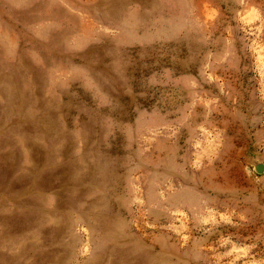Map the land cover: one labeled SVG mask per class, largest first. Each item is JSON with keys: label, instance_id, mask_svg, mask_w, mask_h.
Returning a JSON list of instances; mask_svg holds the SVG:
<instances>
[{"label": "rangeland", "instance_id": "1", "mask_svg": "<svg viewBox=\"0 0 264 264\" xmlns=\"http://www.w3.org/2000/svg\"><path fill=\"white\" fill-rule=\"evenodd\" d=\"M264 0H0V264H264Z\"/></svg>", "mask_w": 264, "mask_h": 264}, {"label": "water", "instance_id": "2", "mask_svg": "<svg viewBox=\"0 0 264 264\" xmlns=\"http://www.w3.org/2000/svg\"><path fill=\"white\" fill-rule=\"evenodd\" d=\"M263 169H264V165L263 164H257L256 165V171L257 172H262L263 171Z\"/></svg>", "mask_w": 264, "mask_h": 264}]
</instances>
